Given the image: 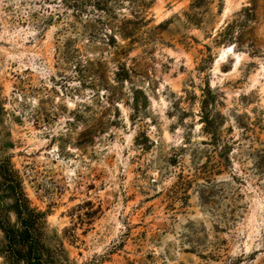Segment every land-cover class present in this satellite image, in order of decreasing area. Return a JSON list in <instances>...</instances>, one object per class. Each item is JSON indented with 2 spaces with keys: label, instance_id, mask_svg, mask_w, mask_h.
I'll return each instance as SVG.
<instances>
[{
  "label": "rangeland",
  "instance_id": "1",
  "mask_svg": "<svg viewBox=\"0 0 264 264\" xmlns=\"http://www.w3.org/2000/svg\"><path fill=\"white\" fill-rule=\"evenodd\" d=\"M4 158L71 264H264V0H0Z\"/></svg>",
  "mask_w": 264,
  "mask_h": 264
},
{
  "label": "trees",
  "instance_id": "2",
  "mask_svg": "<svg viewBox=\"0 0 264 264\" xmlns=\"http://www.w3.org/2000/svg\"><path fill=\"white\" fill-rule=\"evenodd\" d=\"M45 218V212L31 206L10 160L0 159L2 264H71L62 248L46 245Z\"/></svg>",
  "mask_w": 264,
  "mask_h": 264
},
{
  "label": "bare ground",
  "instance_id": "3",
  "mask_svg": "<svg viewBox=\"0 0 264 264\" xmlns=\"http://www.w3.org/2000/svg\"><path fill=\"white\" fill-rule=\"evenodd\" d=\"M223 53V52H222Z\"/></svg>",
  "mask_w": 264,
  "mask_h": 264
}]
</instances>
